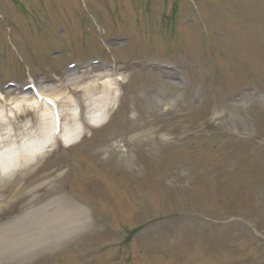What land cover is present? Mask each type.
Listing matches in <instances>:
<instances>
[{"label":"rangeland","instance_id":"374dc122","mask_svg":"<svg viewBox=\"0 0 264 264\" xmlns=\"http://www.w3.org/2000/svg\"><path fill=\"white\" fill-rule=\"evenodd\" d=\"M123 35L132 37L129 45L115 40ZM116 48V55L105 51ZM134 49L140 55L161 52L174 71L160 67L162 60L151 62L149 70L132 66L127 59ZM237 49L243 53H234ZM53 51L56 56H51ZM92 56H101L100 66L76 63ZM74 61L78 69H68ZM110 61L121 75L113 106L121 100L123 108L129 104L130 113L125 116L122 108L113 118L111 108L92 128L90 114L101 107L103 92L90 96L85 106L82 91L76 93L79 88L72 89L70 83L83 74L111 70ZM60 64L64 66L55 72ZM28 77L44 92H63L58 102L61 130L74 128V110L85 142L72 145L74 151L53 152L35 176L23 171L12 176L19 184L0 188L7 193L3 206L9 207L0 221L35 199L37 206L44 205L42 196L57 182L67 199L86 207L94 225L74 240H62L73 245L69 250L81 256L79 261L59 259L62 246L52 249L60 250L54 254L49 249L65 223L59 225L49 215L36 217L32 225L47 220L51 226L44 225L41 236L29 237L28 246L34 247L9 254L6 264H264V256L252 260L262 248L250 245L232 212L235 204L245 212L253 206V219L264 230V204L259 210L251 203L259 194L264 198V152L253 148L256 141L264 144V0H0V108L8 116L0 118V140L12 134L0 143V151L31 145L37 150L52 130L51 117L38 118L40 108H28L18 88L3 86ZM248 82L256 83L246 90ZM210 89H216L211 101ZM207 126L220 128L225 140L205 148L206 142L188 139ZM90 135L95 141H86ZM227 137L235 138L238 147ZM56 147L62 146L58 142ZM232 154L239 170L227 159ZM44 156L34 158L30 171ZM57 166L59 173L54 171ZM172 214L196 222L186 229ZM195 214L215 222L206 223ZM164 215L166 223L176 226L156 224ZM31 224H23V230ZM131 228L136 234L125 241ZM94 251L99 255L94 257Z\"/></svg>","mask_w":264,"mask_h":264},{"label":"bare ground","instance_id":"6f19581e","mask_svg":"<svg viewBox=\"0 0 264 264\" xmlns=\"http://www.w3.org/2000/svg\"><path fill=\"white\" fill-rule=\"evenodd\" d=\"M107 76V75H106ZM100 78V75L97 76V79H94L89 82H85L84 86H79L82 82L81 79H75L72 83L73 87L79 86V88L83 91L91 90L92 92H96L98 89H100L105 95L103 101H101V104L103 108H105L106 104H109L110 102L114 101V98H110L109 94L111 92L112 87L116 86V81L112 80L111 84L110 81H100L97 82ZM46 96L51 97L53 99H59L60 93L56 92L55 90H48L47 93H45ZM108 96V97H107ZM87 97V95L85 96ZM107 97V98H106ZM26 106L31 107L33 105H36L37 102L32 99H28L27 97L23 98L22 100ZM68 104H71V100H68ZM46 109V108H45ZM47 109L44 110L42 113V117L45 118L47 114ZM2 111H0V115H2ZM106 112L105 110L99 112V120L105 118ZM4 118V116H3ZM82 133V129L80 127H76L72 132L66 131V133L61 137V140L64 142H72L73 140H76L80 134ZM7 138H12V135L7 136ZM11 140V139H10ZM30 146H23L18 147L15 146V148H12L9 153L2 152L0 153V185L5 184L11 177L12 173L15 171L25 170L27 169V166L30 164L29 162L31 159H33L37 154H32L31 149H29ZM38 153V152H37ZM39 154V153H38ZM41 154V153H40ZM22 189V187H20ZM6 191L0 192V216L4 215L8 212L9 207L3 206L6 199L4 198L6 196ZM26 197V195H23L18 198V200H22ZM56 202L60 205H57L55 202L47 203L42 206H36L30 201L28 204L25 205L23 208V212L18 213L17 217L9 222H5L0 224V263L6 264V260L9 256V254H12L17 251H21L24 248L28 247H34L28 246L31 244L32 240H28V238H33L37 234V226L32 225L31 221H33L36 217L46 216L45 213L50 212V215H52L55 219V222L57 224L65 223V229L63 232H66V237H69L71 235V232L74 231V229L79 225L80 220L82 219L83 212L79 210L76 207H73L71 204L63 205L65 203V199L63 197H57ZM61 206L63 208H66L64 211L57 210L54 207ZM69 214V217H68ZM72 215V219H70V216ZM28 222L32 225L30 228L26 231L23 230L22 226L24 227V223ZM32 235H30V234ZM40 243V242H39ZM16 262H11V264H15Z\"/></svg>","mask_w":264,"mask_h":264}]
</instances>
